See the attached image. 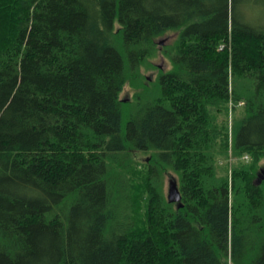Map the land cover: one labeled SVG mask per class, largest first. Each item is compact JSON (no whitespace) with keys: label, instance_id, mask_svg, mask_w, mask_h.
Instances as JSON below:
<instances>
[{"label":"trees","instance_id":"1","mask_svg":"<svg viewBox=\"0 0 264 264\" xmlns=\"http://www.w3.org/2000/svg\"><path fill=\"white\" fill-rule=\"evenodd\" d=\"M238 1L0 0V264H264V26Z\"/></svg>","mask_w":264,"mask_h":264},{"label":"rangeland","instance_id":"2","mask_svg":"<svg viewBox=\"0 0 264 264\" xmlns=\"http://www.w3.org/2000/svg\"><path fill=\"white\" fill-rule=\"evenodd\" d=\"M257 3L251 4L249 0H240L236 3V12L239 14V17H246L248 20L251 19V23L255 25L264 26V0H255ZM177 33L174 31L168 32L164 34L157 40L158 53L151 63L154 67H141V74L147 78V85L152 87L154 85V79L158 75L159 71H165L170 68V63L164 55L165 48H169L171 44H173ZM134 93L129 87H125L121 93V97L129 100L131 95ZM230 162V160H229ZM231 163V162H230ZM261 170L264 169V160L261 161ZM171 176L175 177V173L171 170H168L164 173L163 182H162V190L164 194L167 196L168 191L171 185H176L175 181L171 179Z\"/></svg>","mask_w":264,"mask_h":264},{"label":"water","instance_id":"3","mask_svg":"<svg viewBox=\"0 0 264 264\" xmlns=\"http://www.w3.org/2000/svg\"><path fill=\"white\" fill-rule=\"evenodd\" d=\"M262 173L264 174V171H262ZM168 201L170 202H177L179 201V196H178V192L176 189V186L171 185L170 189L168 191V195H167Z\"/></svg>","mask_w":264,"mask_h":264}]
</instances>
